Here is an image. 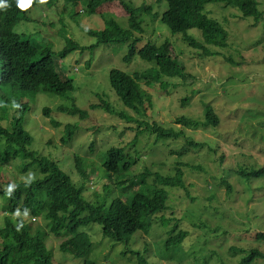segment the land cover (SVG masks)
Wrapping results in <instances>:
<instances>
[{"label": "rangeland", "instance_id": "1", "mask_svg": "<svg viewBox=\"0 0 264 264\" xmlns=\"http://www.w3.org/2000/svg\"><path fill=\"white\" fill-rule=\"evenodd\" d=\"M86 1L77 0L75 5L71 1L58 0L52 11H42V6H36L29 13L36 20L29 22L30 18L21 25L32 29V32L26 29L25 33L34 36L41 48L45 51L51 48L54 53L66 45L67 37L81 47L96 43L97 38L86 30L103 28L106 18L114 17L122 26L128 27V16L121 8L111 5L101 15H89L84 11ZM133 1L136 6H149L140 12L144 32L138 34L142 39L137 45L140 47L147 41L157 44L170 41L189 76L185 80L172 79L176 85L169 84L167 89L160 88V84L150 87L143 83L152 96V107L142 116L124 106L113 94L109 72L112 68H119L133 73L152 64L139 55L131 62H125L123 57L128 44L123 42L101 44L94 52L78 48L61 59L58 65L74 79L72 96L77 105L91 108L96 104L100 107L89 109V115L81 119L61 110L62 105L71 104V100L63 96L39 93L32 100H25L31 108L26 113L25 126L34 136L35 148L51 155L76 184L83 179L76 170L74 155L83 157L85 165H89L86 170L90 175V179H86L84 197L92 200L104 198L109 204L112 197L126 199L135 192L131 189L134 186L127 184L129 187L124 190L113 182L115 177L110 180L101 171L109 146L127 145L128 134L134 136L129 127L137 126L116 113L122 111L140 120L158 121L180 129L182 125L175 122L178 116L206 121L204 108L212 105L219 118L217 125L210 123L195 130L184 129V136L166 143L160 141L156 145L152 135L142 134L136 147L129 149L136 159L132 166L134 174L143 172L144 167L163 175L174 174L176 162L180 160L184 164L181 167L186 189L166 187L169 208L165 213L171 223L167 226L154 223L149 233L138 230L129 241L122 242L104 236L98 224L82 226L93 242L90 257L98 264H139L131 252L123 253L130 248L141 251L152 264H238L256 248L262 256L251 264H264V240L256 238L258 232H264V0H257L263 10L258 21L244 17L236 7L226 6L224 2L207 3L206 13L217 19L229 33L228 48L216 49L226 56L231 54L233 62L220 55L210 56L200 47L185 42L181 35L172 33L161 21L167 0ZM78 11L82 13L71 15ZM20 29L24 31L23 27ZM195 31L194 28L190 33L196 40H201ZM185 97L189 100H184ZM102 99L110 103L114 112L109 113L101 106ZM47 105L51 114L45 113ZM67 123L83 128L75 131L68 143L62 140ZM187 140L199 146L192 147ZM182 147H186V151L181 155L171 152ZM13 163L16 162L5 167L12 169ZM253 170L262 171L247 176ZM0 175V185L1 181L13 176L3 171ZM147 183H155V177L148 176ZM26 216L34 232L40 229L46 233V244L53 252L55 264H79V258L58 250L66 237L49 233L47 221L42 217ZM176 222L178 228L187 230L188 235L183 244L166 251L163 242L150 236L151 231L164 232ZM162 252L167 253L163 256Z\"/></svg>", "mask_w": 264, "mask_h": 264}, {"label": "trees", "instance_id": "2", "mask_svg": "<svg viewBox=\"0 0 264 264\" xmlns=\"http://www.w3.org/2000/svg\"><path fill=\"white\" fill-rule=\"evenodd\" d=\"M56 1L46 0L41 3L40 0H33L27 10H21L17 6L18 0H4L7 7L0 8V171L13 174L11 178L1 181L0 185V210L3 214V224L0 225V264H55L53 252L46 244V233L40 229L33 231L26 218L28 214L31 218L42 217L46 220L49 233L55 237H66L59 244L58 250L62 254L69 253L79 258V264H98L90 257L93 242L89 233L81 229L82 226L98 224L104 236L117 242L129 241L138 230L149 233L154 223L156 226H167L171 219L165 213L169 208L166 187L186 189L185 173L181 167L184 164L177 161L174 174L163 175L147 167H144L143 172L134 174L132 166L136 159L131 156L129 149L136 147L142 134L152 135L153 144L156 145L160 141L166 143L167 140L184 136V129L195 130L219 122L212 105L204 108L206 121L178 116L175 122L182 125L180 129L158 121L140 120L122 111L116 113L137 126L129 127L134 136L128 134V144L125 145L128 151L123 145L109 146L101 163V171L110 180L115 177L113 182L124 190L128 185L134 186L131 189H135V192L126 199L112 197L109 204L104 198H85L86 179H90L86 170L89 165H85L87 163H84L83 157L74 155L76 170L83 179V182L76 184L51 155H45L35 148L34 136L25 126L26 113L31 109L25 100H32L39 93L57 94L71 100L70 105L61 106L62 111L85 119L89 109L100 106L92 104L91 108H83L77 105L72 96L75 90L74 79L58 62L78 48L94 52L101 44L109 42L128 44V51L123 57L125 62H131L139 55L152 64L145 70L133 73L119 68H112L109 72L113 94L124 106L142 116L152 107V96L143 87V83L150 87L160 84V88L167 89L169 84L176 85L171 82L172 79L185 80L189 73L170 41L165 40L160 44L147 41L140 47L137 45L142 39L138 34L144 32L140 12L149 6H136L133 0H87L84 11L89 15H101L111 5L121 8L128 16V27L122 26L116 18L109 17L104 20L103 28L86 30L97 38L96 43L81 47L67 37L66 45L58 52H52L51 48L45 51L34 36L25 33L26 29L31 32L32 29L21 23L30 18L29 22L36 20L32 13L29 15L34 7L42 6V11H52ZM65 1L77 5V0ZM212 1L234 6L244 17H253L257 21L263 16L257 0H167V9L161 14V21L172 33L181 35L185 42L200 47L210 56L220 55L233 62L231 54L226 56L216 49L228 48L229 33L217 19L206 13L207 3ZM81 13L78 11L71 15ZM194 28L201 36L199 41L190 33ZM184 100L188 101L189 97ZM102 104L107 112H114L106 99H102ZM44 108L45 113L51 114L49 105ZM52 122L57 124L55 120ZM79 129L83 128L67 123L62 140L70 142ZM187 143L192 147L199 146L192 140H187ZM185 151L186 147L171 150L179 155ZM12 162H16L11 165L12 169L5 167ZM261 171L253 170L247 176L257 175ZM150 175L155 177L153 184L147 183ZM187 235V230L178 228L177 222L164 232L153 229L150 234L154 240L163 242L166 251L183 244ZM256 238L264 240V232H258ZM125 252L136 256L139 264H152L139 250L128 248ZM162 253L165 256L167 252ZM260 256L262 252L253 248L238 264H251Z\"/></svg>", "mask_w": 264, "mask_h": 264}, {"label": "clouds", "instance_id": "3", "mask_svg": "<svg viewBox=\"0 0 264 264\" xmlns=\"http://www.w3.org/2000/svg\"><path fill=\"white\" fill-rule=\"evenodd\" d=\"M41 3L46 2V0H40ZM33 4V0H18L17 6L21 10H27ZM7 4L4 0H0V8H6ZM14 107H19V105H14ZM34 179V177H32ZM16 215H19V212H16ZM34 218V217H33ZM22 227V225H20Z\"/></svg>", "mask_w": 264, "mask_h": 264}]
</instances>
